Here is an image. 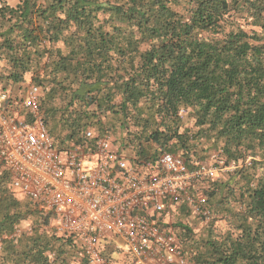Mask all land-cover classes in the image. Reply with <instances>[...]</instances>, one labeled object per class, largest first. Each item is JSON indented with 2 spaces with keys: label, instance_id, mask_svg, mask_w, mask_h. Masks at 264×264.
<instances>
[{
  "label": "trees",
  "instance_id": "trees-1",
  "mask_svg": "<svg viewBox=\"0 0 264 264\" xmlns=\"http://www.w3.org/2000/svg\"><path fill=\"white\" fill-rule=\"evenodd\" d=\"M26 84L60 149L91 130L138 161H221L204 237L174 225L184 254L264 264V0H0V90ZM9 181L0 163V264H89Z\"/></svg>",
  "mask_w": 264,
  "mask_h": 264
},
{
  "label": "built area",
  "instance_id": "built-area-1",
  "mask_svg": "<svg viewBox=\"0 0 264 264\" xmlns=\"http://www.w3.org/2000/svg\"><path fill=\"white\" fill-rule=\"evenodd\" d=\"M40 100L33 85L19 95L0 90V163L16 198L47 219L48 229L74 237L89 264H190L176 215L186 207L207 225L212 212L202 188L228 170L222 162L189 169L179 154L167 151L138 161L91 130L80 144L60 149ZM111 234L122 246L112 247Z\"/></svg>",
  "mask_w": 264,
  "mask_h": 264
},
{
  "label": "rangeland",
  "instance_id": "rangeland-1",
  "mask_svg": "<svg viewBox=\"0 0 264 264\" xmlns=\"http://www.w3.org/2000/svg\"><path fill=\"white\" fill-rule=\"evenodd\" d=\"M8 3L10 5L14 6L16 4V0H8ZM25 87L26 86L23 85V86L20 87V89L21 90L22 89L24 90ZM18 90H19V88L18 87H15V88H11L10 92L13 95H15L16 93L19 92ZM221 175L222 174H219L218 177H217V179H219L221 177ZM17 199L20 200L23 203L27 202L25 199H23V198H21L19 196H17ZM175 222L178 225H184V226H187L188 228H190L191 229V233L193 235V240H195V241H198L199 239H201L200 237H204V233L206 232V229H207L206 226L203 225V223H201V221L199 219H194V218H192L190 216H183V215H181L180 218H178V219L176 218ZM223 225H224V223H222L221 221H216L214 223L213 228L214 229H217V230L218 229H222ZM177 231H178V229H177ZM177 236H178V240L180 241V243H182L183 249H186L187 248L186 247L187 246V243L185 242V236H184V234L181 233L180 231H178ZM110 238H111L110 239V243H111L112 247L115 246V245L122 246V243L118 239H116V237L113 236L112 234H111ZM109 252H111V250ZM109 252L106 251V254L107 255L109 254L108 256L111 255ZM187 256H189V255H187ZM112 257H116V256L113 254Z\"/></svg>",
  "mask_w": 264,
  "mask_h": 264
}]
</instances>
